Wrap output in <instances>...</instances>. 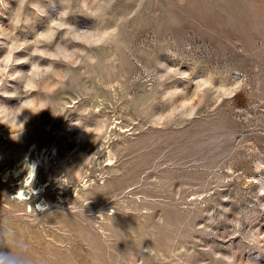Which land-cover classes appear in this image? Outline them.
<instances>
[{"label": "rangeland", "instance_id": "rangeland-1", "mask_svg": "<svg viewBox=\"0 0 264 264\" xmlns=\"http://www.w3.org/2000/svg\"><path fill=\"white\" fill-rule=\"evenodd\" d=\"M0 264H264V0H0Z\"/></svg>", "mask_w": 264, "mask_h": 264}, {"label": "bare ground", "instance_id": "bare-ground-1", "mask_svg": "<svg viewBox=\"0 0 264 264\" xmlns=\"http://www.w3.org/2000/svg\"><path fill=\"white\" fill-rule=\"evenodd\" d=\"M32 152H33V155H30V156H27V153H26L25 157L22 159L19 165H12L8 168V170L4 171L5 174L8 176V178L9 176H14V177L16 176V179L21 177L22 182L26 181L25 186L21 185V187L16 189V190H19L18 192L19 198L23 197V195L21 196L20 194H24V196H26L27 194H30V193L32 194L33 192H37V190H41V188L43 187V184H42L43 182H38L35 185L30 184L31 181L35 180V178L37 177L36 176L37 169L39 166L41 167L42 170H44L45 175L48 176L47 180L49 181L46 186H50L52 184L53 174L51 173V169H53L54 165L57 163V160H56L58 156L57 149L55 148L54 145L37 148L36 143H34ZM25 175H27V177L24 179L23 176ZM28 178H30L29 181H28ZM63 185L64 183L60 181L57 188L62 187ZM20 188H23L21 190L22 192L20 191ZM35 188L37 189L34 190ZM61 197L63 198V196Z\"/></svg>", "mask_w": 264, "mask_h": 264}]
</instances>
